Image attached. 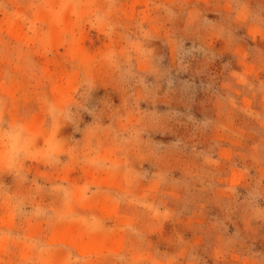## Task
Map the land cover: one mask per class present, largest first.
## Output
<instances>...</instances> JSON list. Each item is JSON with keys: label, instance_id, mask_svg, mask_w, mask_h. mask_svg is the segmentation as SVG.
<instances>
[{"label": "rangeland", "instance_id": "1", "mask_svg": "<svg viewBox=\"0 0 264 264\" xmlns=\"http://www.w3.org/2000/svg\"><path fill=\"white\" fill-rule=\"evenodd\" d=\"M0 264H264V0H0Z\"/></svg>", "mask_w": 264, "mask_h": 264}]
</instances>
